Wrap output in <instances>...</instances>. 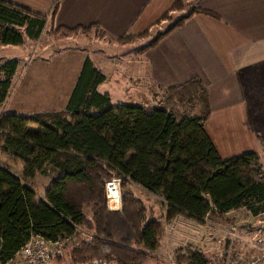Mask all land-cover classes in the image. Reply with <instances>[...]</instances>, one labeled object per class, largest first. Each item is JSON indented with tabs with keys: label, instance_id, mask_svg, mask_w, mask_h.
Segmentation results:
<instances>
[{
	"label": "trees",
	"instance_id": "1",
	"mask_svg": "<svg viewBox=\"0 0 264 264\" xmlns=\"http://www.w3.org/2000/svg\"><path fill=\"white\" fill-rule=\"evenodd\" d=\"M194 1L175 0L154 23L169 21L167 28L135 53L153 47L196 13L219 19L198 6L201 0ZM183 10L172 21L171 13ZM46 23L47 16L0 0V44L22 47L36 41ZM149 33L124 35L117 42L143 40ZM18 66V59L0 62V152L23 165L22 177L0 166L1 264L13 260L33 236L58 242L73 236L76 226L92 235L70 247L71 263L145 264L154 259L156 231L144 223L146 208L124 191L133 183L196 221L231 209L264 213L261 156L255 151L221 156L205 129L211 111L198 78L162 89L154 105L115 104L99 91L105 75L86 58L63 110L21 115L4 109ZM47 167L56 176L45 201L35 204V192L24 181ZM112 176L121 179L120 211L107 207L105 184ZM85 205H92L91 219L83 213ZM180 261L209 264L202 251L189 245Z\"/></svg>",
	"mask_w": 264,
	"mask_h": 264
},
{
	"label": "rangeland",
	"instance_id": "2",
	"mask_svg": "<svg viewBox=\"0 0 264 264\" xmlns=\"http://www.w3.org/2000/svg\"><path fill=\"white\" fill-rule=\"evenodd\" d=\"M186 2L196 5L194 0ZM184 13V10L172 12V21ZM169 23L161 21L157 26L149 28L150 33L145 40L129 43L108 40L99 33L77 32L70 35L47 27L38 40L27 41L15 51L14 47L9 48L11 50L0 48V62L15 54L21 58L4 109L21 115L64 109L86 58L91 62L94 60L96 68L104 75L107 74L99 91L111 94L112 103L144 105L145 102L147 105H154L160 102L163 90L154 86L145 88L144 81L139 82L137 79L126 80L121 77L118 69L135 66L136 60L132 56L137 55V47L157 32L165 30ZM143 92L145 93L140 95ZM250 93L246 95L245 112L237 111L227 117H217L209 122L207 128L212 131L216 148L223 158L255 151L260 154L264 167V75L259 76L256 87H252ZM0 166L22 177V162L2 152ZM55 176L47 167L44 173L24 182L35 191L39 199L44 196L46 187ZM124 191H130L143 202L146 208L144 223H149L156 231L157 239L152 251L154 259L145 264H184L180 260L184 247L188 245L202 251L209 264L242 261L252 255L253 251L242 240L230 236L229 232L236 228L240 235H251L257 227L264 225V213L252 216L243 209H231L223 214L210 212L201 221L185 218L174 211L166 219L165 204L160 196L151 194L134 183L129 184ZM122 193L121 188V195ZM79 240L78 236L68 237L60 239L56 245H47L51 254L48 264H74L70 262L68 253L71 245ZM232 252L237 254L236 259Z\"/></svg>",
	"mask_w": 264,
	"mask_h": 264
},
{
	"label": "crops",
	"instance_id": "3",
	"mask_svg": "<svg viewBox=\"0 0 264 264\" xmlns=\"http://www.w3.org/2000/svg\"><path fill=\"white\" fill-rule=\"evenodd\" d=\"M8 1L47 16L45 29L50 27L70 35L99 33L108 40L117 41L124 35H138L149 30L175 0ZM198 6L216 13L219 19L201 13L192 15L183 26L169 32L153 47L133 55L134 69L121 67L118 71L126 80L144 81L145 88L154 86L158 90L198 78L208 95L211 112L205 129L214 142L212 131L207 128L209 122L237 111L245 112L246 95L251 94L259 76L264 75V0H201ZM11 47L15 51L20 46L0 44L4 50H11ZM8 59L21 58L15 54L5 60ZM92 63L95 66L94 60ZM105 76L107 78V74ZM40 201H45V193L39 199L35 193V204ZM164 204L168 219L175 210ZM91 209L92 205L83 208L87 219H91ZM91 235L90 230L76 226L71 237L78 236L82 240Z\"/></svg>",
	"mask_w": 264,
	"mask_h": 264
},
{
	"label": "built area",
	"instance_id": "4",
	"mask_svg": "<svg viewBox=\"0 0 264 264\" xmlns=\"http://www.w3.org/2000/svg\"><path fill=\"white\" fill-rule=\"evenodd\" d=\"M107 207L111 211L121 210V179L117 176L105 184ZM229 235L242 240L250 247L253 254L242 261L231 264H264V225L257 227L251 235H240L236 228H232ZM58 242H50L41 236H33L30 241L16 254V258L4 264H48L51 254L47 245H56ZM1 264V263H0Z\"/></svg>",
	"mask_w": 264,
	"mask_h": 264
}]
</instances>
